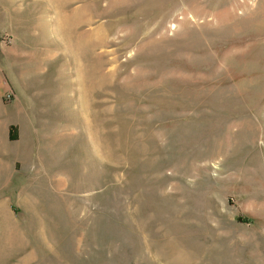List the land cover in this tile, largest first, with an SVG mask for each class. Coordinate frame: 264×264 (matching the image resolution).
I'll list each match as a JSON object with an SVG mask.
<instances>
[{
	"label": "rangeland",
	"instance_id": "1",
	"mask_svg": "<svg viewBox=\"0 0 264 264\" xmlns=\"http://www.w3.org/2000/svg\"><path fill=\"white\" fill-rule=\"evenodd\" d=\"M0 264H264V0H0Z\"/></svg>",
	"mask_w": 264,
	"mask_h": 264
},
{
	"label": "trees",
	"instance_id": "2",
	"mask_svg": "<svg viewBox=\"0 0 264 264\" xmlns=\"http://www.w3.org/2000/svg\"><path fill=\"white\" fill-rule=\"evenodd\" d=\"M14 136V135H13Z\"/></svg>",
	"mask_w": 264,
	"mask_h": 264
}]
</instances>
